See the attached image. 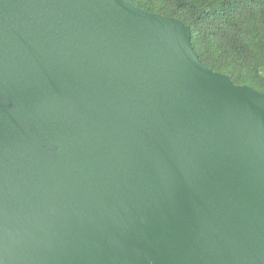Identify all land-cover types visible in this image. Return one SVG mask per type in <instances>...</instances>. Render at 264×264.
<instances>
[{"label": "water", "instance_id": "1", "mask_svg": "<svg viewBox=\"0 0 264 264\" xmlns=\"http://www.w3.org/2000/svg\"><path fill=\"white\" fill-rule=\"evenodd\" d=\"M0 264H264V92L134 0H0Z\"/></svg>", "mask_w": 264, "mask_h": 264}, {"label": "trees", "instance_id": "2", "mask_svg": "<svg viewBox=\"0 0 264 264\" xmlns=\"http://www.w3.org/2000/svg\"><path fill=\"white\" fill-rule=\"evenodd\" d=\"M134 1L186 23L192 46L207 67L264 92V0Z\"/></svg>", "mask_w": 264, "mask_h": 264}]
</instances>
